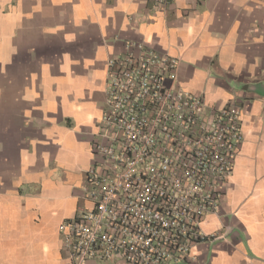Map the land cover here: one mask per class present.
Masks as SVG:
<instances>
[{
	"label": "crops",
	"instance_id": "crops-1",
	"mask_svg": "<svg viewBox=\"0 0 264 264\" xmlns=\"http://www.w3.org/2000/svg\"><path fill=\"white\" fill-rule=\"evenodd\" d=\"M133 45L176 62L171 88L241 109L219 213L201 225L224 237L170 264H264V0H0V264H75L60 226L87 206L106 62Z\"/></svg>",
	"mask_w": 264,
	"mask_h": 264
},
{
	"label": "built area",
	"instance_id": "built-area-1",
	"mask_svg": "<svg viewBox=\"0 0 264 264\" xmlns=\"http://www.w3.org/2000/svg\"><path fill=\"white\" fill-rule=\"evenodd\" d=\"M106 62L105 108L81 186L85 209L60 226L75 264H170L196 244L219 213L243 142L241 109L209 107L174 89L173 59L152 52Z\"/></svg>",
	"mask_w": 264,
	"mask_h": 264
}]
</instances>
